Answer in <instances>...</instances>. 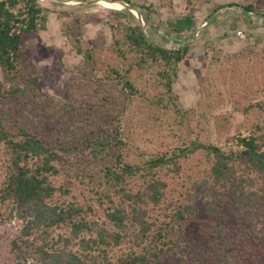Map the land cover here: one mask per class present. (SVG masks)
<instances>
[{"label": "trees", "instance_id": "obj_1", "mask_svg": "<svg viewBox=\"0 0 264 264\" xmlns=\"http://www.w3.org/2000/svg\"><path fill=\"white\" fill-rule=\"evenodd\" d=\"M47 13L39 0H0V225L22 221L11 264H264V47L209 54L201 110L185 108L172 86L190 45L156 44L123 7L102 51L74 38L80 87L47 105L20 64L22 38L45 30ZM167 26L180 35L196 19ZM26 98L57 121L51 133L4 115ZM218 101L242 129L212 140Z\"/></svg>", "mask_w": 264, "mask_h": 264}, {"label": "rangeland", "instance_id": "obj_2", "mask_svg": "<svg viewBox=\"0 0 264 264\" xmlns=\"http://www.w3.org/2000/svg\"><path fill=\"white\" fill-rule=\"evenodd\" d=\"M39 1L48 8L47 27L22 38L20 64L28 76L37 78L38 99L47 105L52 98H71L80 87L78 69L82 56L73 50L74 38L79 37L82 47L102 51L110 41L112 14L123 7L129 8L146 36L156 44L168 48L190 45L172 86L178 103L185 108L201 110L196 90L209 54L222 48L237 56L248 48L264 47V10L243 9L255 0H197L194 6L188 5L186 0ZM182 14L194 16L196 28L176 35L169 31L167 22ZM6 104L9 109L4 115H15L19 122L35 127L42 134L51 133L57 122L39 117L43 107L29 98L8 100ZM211 111L208 138L224 139L242 129L240 115H233L229 123L221 119L225 111L223 101H218ZM63 115L69 113L64 111ZM21 226L22 221L15 216L6 218L0 225V264H11L10 242L19 234Z\"/></svg>", "mask_w": 264, "mask_h": 264}]
</instances>
